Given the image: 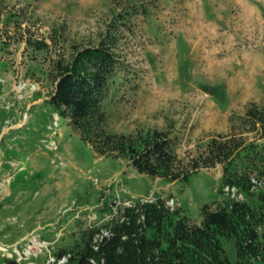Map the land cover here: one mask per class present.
<instances>
[{
  "label": "rangeland",
  "instance_id": "1",
  "mask_svg": "<svg viewBox=\"0 0 264 264\" xmlns=\"http://www.w3.org/2000/svg\"><path fill=\"white\" fill-rule=\"evenodd\" d=\"M112 31L129 71L104 103L111 130L168 131L185 164L213 138L259 139L239 117L264 103V0H0V264L13 251L48 264L104 202L161 196L198 220L205 204L243 198L221 192V163L186 183L151 178L96 155L48 108L54 62Z\"/></svg>",
  "mask_w": 264,
  "mask_h": 264
},
{
  "label": "trees",
  "instance_id": "2",
  "mask_svg": "<svg viewBox=\"0 0 264 264\" xmlns=\"http://www.w3.org/2000/svg\"><path fill=\"white\" fill-rule=\"evenodd\" d=\"M113 37L68 61L54 62L49 75L56 85L45 101L48 108L96 155L122 159L151 178L182 183L190 182L200 167L221 163V192L235 188L243 198L227 194L205 204L198 220L161 196L104 202L98 220H77L54 245L51 264L64 257L63 264H264V103L250 104L239 117L259 139L213 138L196 160L185 164L176 152L178 138L168 131L118 133L109 128L104 103L129 71L113 50ZM28 44L39 50L48 46L32 39ZM2 263L21 264L17 255L3 257Z\"/></svg>",
  "mask_w": 264,
  "mask_h": 264
},
{
  "label": "built area",
  "instance_id": "3",
  "mask_svg": "<svg viewBox=\"0 0 264 264\" xmlns=\"http://www.w3.org/2000/svg\"><path fill=\"white\" fill-rule=\"evenodd\" d=\"M227 190L230 191V189L228 187H227ZM231 190H235V188H232ZM53 248H54V244L52 245V247L50 249L53 251ZM50 249L48 251H49V253H51L50 256H52V257L49 260L50 262H48V264L54 263V261H55V257L52 255V252ZM17 252H18V253H16L17 256L21 255L20 251H17ZM23 253H24V251H23ZM13 254H15L14 251L11 253V256H14ZM65 261H66V258L64 257V258L60 259L59 261H57L56 264H63Z\"/></svg>",
  "mask_w": 264,
  "mask_h": 264
}]
</instances>
